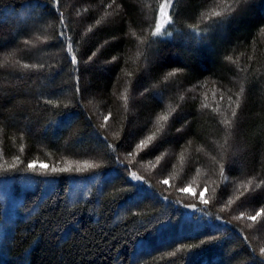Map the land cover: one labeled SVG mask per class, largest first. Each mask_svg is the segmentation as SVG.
Returning a JSON list of instances; mask_svg holds the SVG:
<instances>
[{"label":"trees","instance_id":"trees-1","mask_svg":"<svg viewBox=\"0 0 264 264\" xmlns=\"http://www.w3.org/2000/svg\"><path fill=\"white\" fill-rule=\"evenodd\" d=\"M262 181L264 0H0V264H264Z\"/></svg>","mask_w":264,"mask_h":264},{"label":"rangeland","instance_id":"rangeland-1","mask_svg":"<svg viewBox=\"0 0 264 264\" xmlns=\"http://www.w3.org/2000/svg\"><path fill=\"white\" fill-rule=\"evenodd\" d=\"M163 12H164V15L162 16L161 15V11H160V16H159V21L158 23H161L163 24V26L166 24L164 23V21L168 20V6H166L164 9H163ZM35 165L41 169H44L41 167V165H45V163L43 162H39V163H35ZM45 170V169H44ZM137 176V175H136ZM137 183H142V180H136ZM159 182L161 183H164V181L162 180H159ZM206 184L207 185H203V183L199 184L198 186H187L181 190H179V197L181 198H184L187 202V205H186V210L188 213L192 212L193 210H195L194 207H191V203H188V202H193L194 200H200L202 202V204H205L204 201H210V196H211V193H212V185L206 181ZM5 197H8L7 195ZM208 201V202H209ZM8 205L10 206H14V201L12 199H9L8 200ZM249 216H244V217H241L243 220H249L248 219ZM250 221V220H249Z\"/></svg>","mask_w":264,"mask_h":264},{"label":"snow or ice","instance_id":"snow-or-ice-1","mask_svg":"<svg viewBox=\"0 0 264 264\" xmlns=\"http://www.w3.org/2000/svg\"><path fill=\"white\" fill-rule=\"evenodd\" d=\"M248 2H249V0H233V3L237 4L238 6L241 5V4H247ZM166 6H167V5H165V4H162V5L160 6V9H161V15H162V16L164 15L163 9H164ZM229 7H231V5H229ZM214 15L219 16V15H221V14L217 12V13H214ZM164 23H167V21L165 20ZM162 28H163V24H161V23H157V24H156V27H155V31H153L152 35L156 36V35L161 34ZM62 35H63V34H62ZM67 51H69V52L72 51V47H71V45H68V46H67ZM229 59H230V58H229ZM71 62H73V63H76V62H77V61H76V58H75L74 56L71 57ZM26 67H27V65H26ZM173 74H174V73H169L170 76L173 75ZM233 115H235V113H233ZM160 119H161V120H167V117L164 116V117H161ZM152 140H153V137H152V136H149V137H147V140H145V141H141V142H140V145H138V147H140L141 149H143V148L146 147L147 144H148L149 142H151ZM35 167H36L35 164H29V165H28V168H29V169H32L33 171L35 170ZM41 167L44 168V169H47L48 166H47V165H41ZM89 167H92V166L89 165ZM51 171H52L53 173H56V172L70 171V169H57V168H52ZM77 171H81V170H80V169H77ZM131 178L134 179V180H142V177H138V176H136L135 173H132V174H131ZM164 183H168V181H164ZM261 183L264 184V181H262ZM204 203H207V201H204ZM191 207H195V206L192 205ZM262 212H264V210L258 211V212L256 213L255 216H249L248 219H249V220H252V221H256V220H257V217L261 216ZM241 215L243 216V214H241ZM207 242H208V241H202L201 243H207ZM260 252H261V254H264V248H261V249H260Z\"/></svg>","mask_w":264,"mask_h":264},{"label":"bare ground","instance_id":"bare-ground-1","mask_svg":"<svg viewBox=\"0 0 264 264\" xmlns=\"http://www.w3.org/2000/svg\"><path fill=\"white\" fill-rule=\"evenodd\" d=\"M74 196H75V193H74Z\"/></svg>","mask_w":264,"mask_h":264}]
</instances>
